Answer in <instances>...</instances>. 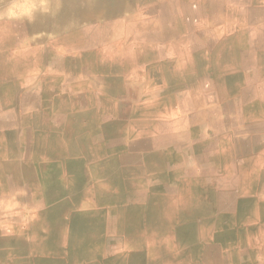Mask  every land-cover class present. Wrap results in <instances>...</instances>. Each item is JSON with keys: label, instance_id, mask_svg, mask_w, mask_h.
<instances>
[{"label": "bare ground", "instance_id": "obj_1", "mask_svg": "<svg viewBox=\"0 0 264 264\" xmlns=\"http://www.w3.org/2000/svg\"><path fill=\"white\" fill-rule=\"evenodd\" d=\"M52 1L57 10L51 16L0 18V186L20 184L32 190V202L38 205L9 214L12 221L21 217L24 225L22 236L15 226H7L12 231L7 240L0 238V264H264V246L257 254L242 250L239 258L231 254L234 250L195 253L197 237L215 228L205 220H190L211 209L212 179L200 178L201 189L189 180L175 182L162 173V161L151 187L163 183L168 193L146 194L152 185L146 172L152 166L146 162L143 129L127 122L129 103L143 91L155 90L165 105L180 104L182 77L196 61V72L202 74L224 65V72L261 73L264 0H248V6L228 5L230 0ZM3 6L0 3V10ZM234 16L238 19L231 21ZM72 19L84 25L73 29ZM42 31L44 35H38ZM181 36L198 46L184 50L188 43ZM136 42L139 47L129 51ZM208 64L210 68H200ZM73 73L83 75L84 81L70 84ZM146 73L160 77L141 82L140 74ZM19 106L25 112L17 110ZM137 132L138 142H131L129 137L136 138ZM197 152L183 149L171 157L178 165L182 156L196 157ZM210 165L205 161L200 168L207 172ZM247 180L250 186L252 178ZM170 192L177 194L178 206L165 207L167 223L146 222V202L170 203ZM205 215L212 220L209 212ZM142 216L145 224L134 232ZM160 228L181 247L165 249Z\"/></svg>", "mask_w": 264, "mask_h": 264}, {"label": "crops", "instance_id": "obj_2", "mask_svg": "<svg viewBox=\"0 0 264 264\" xmlns=\"http://www.w3.org/2000/svg\"><path fill=\"white\" fill-rule=\"evenodd\" d=\"M229 3L228 5H231ZM238 4L248 6L245 3ZM255 15L259 14L256 13ZM242 22L244 23V21ZM139 44L140 42H136L134 44H131V46L127 48L129 49V51L133 49L136 50L135 48H138ZM191 45H193L192 49L198 46L194 45L193 42ZM259 60L262 62V72L256 75L248 74L245 70L236 71L232 69L228 72H224L225 65L221 70H217L216 67H214L213 69L210 68L209 64L211 65V63L209 61L208 66L200 67L210 68L207 69L206 74H202L201 72H196V68L198 67V62L196 61L195 65H190L191 67H193L190 69V72H187L184 78L182 77V81L185 80V87L183 89L185 90V92L181 95L180 104L175 103L165 105L162 99L158 97V94L153 93V91L155 90H146V93H144L143 91L142 93H139V95L134 96L129 103L132 110L127 114V122H131L133 125H138V127L143 129V142H146V162H149L152 166V169L146 172V178L150 179L149 183H152V185L146 187V194L154 193L163 195V193H168L166 191V185L163 183L154 186V188L151 187L155 183H157V180H155L156 173L161 171H157L156 166L162 161H164V165L163 167H159L163 169L162 173H165V175H168V177H173L175 182L178 180H189L197 184V187L201 189L203 187V184L200 183V178L206 176L212 179L213 190L212 197L210 196V200L212 199L214 203L212 202V205L210 206L211 209L209 211H201V214L197 215L196 217L190 218L193 224L196 223L195 219H199L205 220V223H208L207 225H209L210 223L215 226L214 231L208 233L205 237H197V243L195 244L196 249L194 250L196 254H199V250H202V252L206 250H214L216 253H222L224 251L231 252V250H234V252H231V254L239 258V256L243 255L241 253L242 250L253 251V253L257 254L258 247L261 250L262 246H264L262 243V241L264 240L263 56ZM257 68L258 67L255 66V70ZM140 75L142 77L141 82L146 81V78L154 81L156 80V78L160 77L156 74L147 75V73L144 75V77L143 74ZM159 90H162V88H159ZM187 95L189 96L187 97ZM254 99L256 100L254 101ZM189 100L191 102V108L189 106H185L186 102ZM151 102L153 105L151 104ZM250 106L251 109H249ZM244 107L246 108V110ZM254 107H256L257 109ZM23 108L24 106H19L16 109L25 112ZM0 110L2 109L0 108ZM5 110H7V108H5ZM227 115H229V117ZM232 118L233 120L231 121ZM138 134L139 132L135 134L136 138L134 136L129 137V139L132 140L131 142H138V140H136L139 136ZM171 135L174 136L172 137ZM222 141H224V143H221ZM183 149L186 152L197 150V156L195 157L188 154L182 156L183 158L181 159L180 163L178 165H175L177 163L173 162V156L171 157V155L178 151H183ZM163 154H165L167 158L165 156H162ZM205 161L208 162V164H213L210 165L211 167L210 169L208 168L207 172H203L200 168V164H204ZM173 164L175 166H173ZM254 173L256 178H254ZM151 176L154 178H152ZM247 178H252V184L250 186H247L245 183V181H248ZM16 182L19 183V181ZM0 191H4L3 194H0V197L2 198V201L0 198V234H2L0 238L2 237L1 241H4L7 240L8 234H10V232L12 231L11 230L8 232V225L15 226L14 230H17L18 235L22 236L24 222L21 220V217H19L18 220L16 219L15 221H12L9 217V214H11L13 211L18 212L19 210H22L24 205L28 206L29 208L37 207L38 205L36 203L35 205L32 202V197L30 195L32 193V190L30 191L26 188H23L20 184L19 186L16 185L12 189H7L0 186ZM170 195L171 199L173 198L170 202L171 204L168 202H164L151 205L149 201L146 202V222L159 226L167 223V209H173L175 206H178L177 202H175L177 200V194L175 192H170ZM7 202L10 204L8 208L6 207L8 205ZM137 203L144 204L145 201H140ZM165 207H167V209ZM225 207L229 208L226 209ZM161 208L165 211L164 214H161ZM219 210L222 212H220ZM208 212L211 215L213 221L208 219V215H205ZM221 214L223 218L217 220L218 217H221ZM143 216L138 218L135 222V227L133 229L134 232H138L140 227L145 224ZM205 223L198 222L199 225ZM159 231L160 234H162L161 238H163L164 240L165 249L173 250L179 249L181 247L179 244L174 243V238L171 239L169 236H167L161 228L159 229ZM198 232L201 235H204L202 234V232ZM132 236L133 237H131L130 239L133 241L135 239V235ZM117 244L121 243L118 241ZM121 246L123 245L121 244ZM132 246L133 249L136 248L135 244H132ZM236 252L238 253V255H236ZM112 254H115V250H113ZM255 257H257V255H255Z\"/></svg>", "mask_w": 264, "mask_h": 264}, {"label": "rangeland", "instance_id": "obj_3", "mask_svg": "<svg viewBox=\"0 0 264 264\" xmlns=\"http://www.w3.org/2000/svg\"><path fill=\"white\" fill-rule=\"evenodd\" d=\"M29 1V3H37V4H39V3H41V0H17V2H21V3H23V2H28ZM45 1V2H44ZM237 1V2H236ZM247 1V2H246ZM13 2V0H6V1H3V0H0V3L1 4H4V6H3V9H1L0 10V18H8V19H12V18H14V17H8L5 13H6V10H7V8L9 7V5L11 4ZM42 2L43 3H45V6H46V11L45 10H41V9H36V10H34V12H33V14H32V19L33 18H35L36 17V15L39 13V14H45V15H49V16H51V15H53L56 11H55V7H54V5H53V1L52 0H42ZM238 3H245L246 5H249L250 3H249V1L248 0H230V4L231 5H236V4H238ZM50 10H49V9ZM5 9V10H4ZM41 10V11H40ZM57 10V9H56ZM254 17L257 19V20H260L261 18H260V16L259 15H254ZM239 18H241V16H239ZM15 19V18H14ZM238 18L236 17V16H234V17H230V20L231 21H235V20H237ZM220 20H223V18H221ZM241 21H244V23H246L245 22V20H243L242 18H241ZM74 24H75V26H74ZM70 25H71V27L74 29V28H77V27H80V26H82V25H84V22L82 23L81 21H80V19H76L75 21L72 19V21L70 22ZM38 29V28H37ZM37 29H35V30H37ZM35 30H31V31H35ZM43 33H41V34H38V35H40V36H43L44 35V31H42ZM48 35H53V33H50V34H48ZM181 39H185L186 41H187V45H186V47L184 48V50H190V49H192V46L193 45H191L192 44V42H190V39H189V36H181ZM191 47V48H190ZM78 53V51L77 52H72V54H77ZM172 58H174L173 56H172ZM169 66H171L170 64H169ZM172 67V66H171ZM80 69V68H79ZM74 72V71H73ZM74 74V76L75 77H73L72 76V83H70V84H72L73 85V83L74 84H77V83H79V82H83L84 80L83 79H85V77L83 76V75H79V74H75V73H73ZM111 79H109V78H107L106 79V85H109V84H111V81H110ZM67 84H68V81L66 82ZM93 88H95L94 86H92ZM74 91H75V89H74ZM102 91V90H101ZM57 93L58 94H60V95H63L64 94V91H60V90H58L57 91ZM102 93H104L103 91H102Z\"/></svg>", "mask_w": 264, "mask_h": 264}, {"label": "clouds", "instance_id": "obj_4", "mask_svg": "<svg viewBox=\"0 0 264 264\" xmlns=\"http://www.w3.org/2000/svg\"><path fill=\"white\" fill-rule=\"evenodd\" d=\"M41 9V10H47L45 4L42 2L37 3H29V2H17V0H13V2L9 5V7L6 10V15L8 17H14V18H21V17H27L29 19L32 18V14L34 10Z\"/></svg>", "mask_w": 264, "mask_h": 264}]
</instances>
